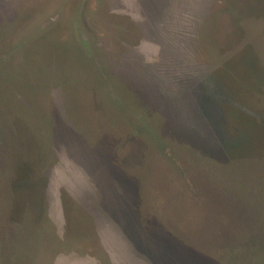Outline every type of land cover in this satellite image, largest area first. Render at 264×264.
<instances>
[{
  "label": "rangeland",
  "instance_id": "1",
  "mask_svg": "<svg viewBox=\"0 0 264 264\" xmlns=\"http://www.w3.org/2000/svg\"><path fill=\"white\" fill-rule=\"evenodd\" d=\"M0 264H264V0H0Z\"/></svg>",
  "mask_w": 264,
  "mask_h": 264
}]
</instances>
